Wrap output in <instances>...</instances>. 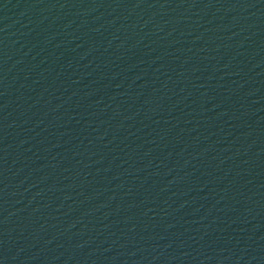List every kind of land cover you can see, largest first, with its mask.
<instances>
[{"label": "water", "instance_id": "95a60500", "mask_svg": "<svg viewBox=\"0 0 264 264\" xmlns=\"http://www.w3.org/2000/svg\"><path fill=\"white\" fill-rule=\"evenodd\" d=\"M0 264H264V0H0Z\"/></svg>", "mask_w": 264, "mask_h": 264}]
</instances>
